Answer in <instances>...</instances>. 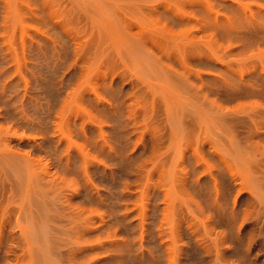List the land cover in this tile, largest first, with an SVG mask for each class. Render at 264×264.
I'll list each match as a JSON object with an SVG mask.
<instances>
[{
	"label": "rangeland",
	"instance_id": "1",
	"mask_svg": "<svg viewBox=\"0 0 264 264\" xmlns=\"http://www.w3.org/2000/svg\"><path fill=\"white\" fill-rule=\"evenodd\" d=\"M0 264H264V0H0Z\"/></svg>",
	"mask_w": 264,
	"mask_h": 264
}]
</instances>
